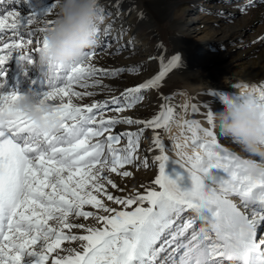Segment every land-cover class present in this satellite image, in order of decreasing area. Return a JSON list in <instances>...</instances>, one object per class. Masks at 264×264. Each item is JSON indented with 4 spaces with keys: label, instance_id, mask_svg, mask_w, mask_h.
Returning <instances> with one entry per match:
<instances>
[{
    "label": "snow or ice",
    "instance_id": "6c2138e0",
    "mask_svg": "<svg viewBox=\"0 0 264 264\" xmlns=\"http://www.w3.org/2000/svg\"><path fill=\"white\" fill-rule=\"evenodd\" d=\"M56 8L53 0L42 15L34 10L24 17L13 10L0 16V67L14 55L36 63L47 47L46 26L54 24ZM100 12L103 22L104 9ZM110 30L109 24L105 34ZM103 47L96 44L76 63L45 65L46 90L37 95L52 109L44 113L45 120L52 115L61 122L55 132L42 131L14 108L17 91H0V264H33L26 260L30 257L37 258L34 264H264V175L252 176L247 161L220 144L211 110L206 113L209 127L198 120L181 123L175 107L163 103L149 120L106 116L107 111L121 114L142 102L143 91L159 87L181 58L162 62L158 74L119 96L80 103L97 94L89 88H108L103 78L125 71L96 66ZM5 76L0 72V90ZM257 89L261 96L255 99L264 104V82ZM192 112L199 114L200 109L192 105ZM173 122L187 129L191 135L185 141L190 139L197 150L182 155L181 144L171 138L176 160L166 154L156 131ZM119 124L142 127L114 134ZM147 129L154 133L149 151H159L151 161L158 165L153 186L114 195L109 186L125 190L111 174L129 178L133 172L124 170L126 166H150L147 156H138ZM170 160L182 170L175 178L165 171ZM185 180L190 186H182ZM185 213L191 215L185 219ZM90 218L96 226L79 222ZM197 221L207 227L195 230Z\"/></svg>",
    "mask_w": 264,
    "mask_h": 264
},
{
    "label": "bare ground",
    "instance_id": "6f19581e",
    "mask_svg": "<svg viewBox=\"0 0 264 264\" xmlns=\"http://www.w3.org/2000/svg\"><path fill=\"white\" fill-rule=\"evenodd\" d=\"M172 1L174 3H171ZM199 1L100 0L101 8L104 9V20L99 26L100 32L97 34L96 44L102 43L104 47L100 49V55L95 59L96 66L106 69L124 68L125 71L115 78H103V84L108 88H89L88 91L97 94L93 97H85L80 103L102 102L110 99L111 95L119 96L125 89L138 86L158 74L162 62L167 65L168 61L179 56L181 58L179 65L172 68L165 77L166 82L171 81L170 78L172 77L179 80L177 83L175 81V86L170 87L169 93H161L160 96L156 97L153 89L145 90L142 93L144 96L143 101L139 102L134 108L127 109L121 114L107 111L106 116H124L149 120L155 115L152 117H140V115L144 109L156 105V101L159 99L160 105L162 103L171 104L175 107L181 123L185 119L198 120L202 127H209L206 113L208 110L212 111L211 108L206 107L204 109L206 112L200 111L199 114L192 112V105L199 108L198 102L201 97L214 96L216 98V109L219 111L227 100L237 98L235 94L237 87H233V85L239 84L241 81L255 83L256 85L264 82V2H261V0ZM52 2L53 0H0V16L13 10L19 11L24 17L34 10L42 15ZM195 3L196 5H194ZM173 4H175L174 7ZM146 8L148 9L147 12L144 10ZM190 8H194L195 15L193 19L187 21L183 16ZM245 11L250 14L251 19L249 21L243 20L231 25L227 23L231 17H237ZM177 12H181L180 18L177 17ZM141 13L143 14L142 18ZM162 20L168 22V24L164 23L167 25V31L172 41L171 52L173 55L168 59L163 58L166 51H168V47L163 46L160 41L159 23ZM8 23H11V18H9ZM255 23L256 25L263 23V25L254 35L248 34V27ZM109 24L111 30L106 35L104 29ZM142 26H146L149 32L157 38L156 42L153 43L144 33L139 32ZM201 31H205L203 35H197ZM194 36L205 40L200 44L202 55L195 60L193 58L195 45L193 44L194 41H191ZM197 37L196 39H198ZM146 57L151 59L152 66L151 63H145ZM45 71L46 66L42 67L36 63L28 64L19 61L17 56L14 55L4 66L0 67V72L6 73L4 77L6 84L4 89L0 91H17L19 94H23L31 89L39 95L46 90L44 84ZM109 88L112 89L111 92H109ZM162 97L169 99L163 100ZM185 105L188 106L186 112ZM140 127L142 125L119 124L112 131L114 134L137 132ZM156 131L159 132L165 143L166 154L172 160L178 159L176 151L172 147V139L165 134L164 130ZM215 132L223 147L235 152L241 158L244 157L245 154L240 152L235 142L230 138L221 136L216 127ZM153 134V130H145L141 134L138 149V156L141 159L147 156L150 166L148 168L141 167L139 170L131 165L126 166L124 170L133 172V176L129 178H123L114 173L111 174V178L118 184L119 188L125 190L121 192L111 189L109 186V190L114 195H126L133 188L143 192L144 188L141 185L145 187L153 186L152 181L158 175V165L152 164L151 161L155 155L159 154L158 150L149 151ZM176 134L184 140L191 135L180 124ZM188 143L190 144V139ZM124 144H126V138L121 140V146ZM165 171L170 177L175 178L176 173L182 170L178 164L170 160L166 163ZM184 182L187 186H190V181L185 180ZM233 199L237 204L240 203L238 198L234 197ZM112 206L118 207L116 205ZM85 210L93 209L90 206H85ZM190 215L191 213H185V219ZM79 222L96 226V221L91 218L89 221L81 219ZM197 223L195 226L197 231L202 227H207L200 221H197ZM74 231L85 234L83 230ZM166 255L167 253L164 254V256ZM164 256L161 258L163 259ZM36 259V257L26 258V260L32 261L33 264Z\"/></svg>",
    "mask_w": 264,
    "mask_h": 264
},
{
    "label": "clouds",
    "instance_id": "9594fccd",
    "mask_svg": "<svg viewBox=\"0 0 264 264\" xmlns=\"http://www.w3.org/2000/svg\"><path fill=\"white\" fill-rule=\"evenodd\" d=\"M55 22L46 26L47 47L36 58L38 66L48 64L66 65L79 62L83 53L97 43V28L102 23L100 0H56ZM236 88V99L227 100L222 109L213 113V121L221 136L235 142L243 159L247 161L248 172L255 177L264 175V104L258 102L261 91L255 83L241 81ZM14 108L29 116L42 130L55 132L60 120L44 113H51L47 103H40L33 90L20 94ZM179 122H174L165 134L181 144L179 153L192 155L194 149L182 137L177 136Z\"/></svg>",
    "mask_w": 264,
    "mask_h": 264
},
{
    "label": "rangeland",
    "instance_id": "374dc122",
    "mask_svg": "<svg viewBox=\"0 0 264 264\" xmlns=\"http://www.w3.org/2000/svg\"><path fill=\"white\" fill-rule=\"evenodd\" d=\"M136 1V0H135ZM234 1H236V0H234ZM197 2H200L199 0H197ZM140 3V2H139ZM171 3H174V1H172ZM194 5H196V3L194 4ZM173 7L175 6V4H173L172 5ZM40 9V8H39ZM145 10V12H147L148 11V9L146 8V9H144ZM179 14V15H178ZM176 15H177V17L178 18H180L181 17V12H177L176 13ZM194 15H195V10H194V8H190V9H188L186 12H185V14H184V19L185 20H187V21H189V20H191V19H193L194 18ZM249 15V16H248ZM138 18H139V16H138ZM251 18H250V14H248V11H245L243 14H239L237 17H231V19L227 22L229 25H231V24H235V23H239V22H241V21H243V20H246V22L247 21H249ZM164 22H166L167 24H168V22L166 21V20H162V22H160L159 23V28H160V37H161V43H162V45L163 46H165L166 48L168 47V51H166V53L164 54L165 56L163 57V58H165V59H168L170 56H172L173 55V53L171 52V46H172V41H171V38L169 37V33H168V31H167V25H166V23H164ZM162 23V24H161ZM263 25V23L261 24V25H256V23L255 24H252V25H250L248 28V34H251V35H254L256 32H257V30L261 27ZM206 30H208V29H206ZM139 32H142V33H144L147 37H149V39L150 40H152V42L154 43V42H156V37L153 35V34H151V32H149V30L147 29V27L146 26H142L141 28H140V30H139ZM205 31H201V32H199L197 35H203V33H204ZM154 36V37H153ZM196 37L197 36H194V39H193V37H192V40L191 41H194V45H195V50H194V54H193V58H194V60L195 59H199L200 57H201V53H200V47H201V42L202 41H205L204 40V38H200V37H197L198 39H196ZM196 39V40H195ZM147 62V64L149 63H151L150 65L152 66V64H153V62L151 61V59L149 58V57H146V59H145V63ZM171 79V81H168V82H166L167 80L164 78L163 80H162V82L160 83V86L159 87H157V88H155V89H153V91H154V95L156 96V97H158V96H160L161 95V93H169L170 92V89L173 87V86H175L176 85V83H177V81H179L178 79H174L173 77L172 78H170ZM166 80V81H165ZM174 81V82H173ZM175 81H176V83H175ZM164 82V83H163ZM171 87V88H170ZM157 103H156V105H153V106H151V107H149V108H147V109H144L143 110V112H142V114L140 115V117H152V116H154V115H156L158 112H159V105H160V101H159V99L156 101ZM159 104V105H158ZM198 106H199V108H200V111H202V112H206L204 109H206V107H208V108H211L212 109V112L214 113V112H217V109H216V98L214 97V96H212V97H208V96H206V97H201L200 98V100H199V102H198ZM149 146H151L149 149H151L152 147H153V145L152 144H150ZM198 224V223H197Z\"/></svg>",
    "mask_w": 264,
    "mask_h": 264
}]
</instances>
